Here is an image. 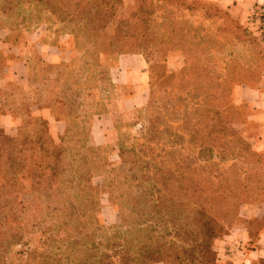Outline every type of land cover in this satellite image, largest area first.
Returning <instances> with one entry per match:
<instances>
[{
    "label": "trees",
    "instance_id": "trees-1",
    "mask_svg": "<svg viewBox=\"0 0 264 264\" xmlns=\"http://www.w3.org/2000/svg\"><path fill=\"white\" fill-rule=\"evenodd\" d=\"M120 6V0H0V16L17 31L57 24L59 34L72 36L83 51L82 68H101L102 56L133 54L145 56L153 70L168 52L206 50L215 38L189 20L196 14L203 22L220 21L219 33L264 59L239 22L210 2L135 0L116 17ZM39 63L44 84L54 67ZM263 71L264 62L230 64L224 74L201 76L190 100L196 119L190 138L202 145L199 156L205 163L198 171L179 159L168 162L153 148L122 142L118 162L104 165L99 149L88 146V116L75 91L43 100L33 92L36 101L21 103L29 109L22 116L13 93L0 90V115L34 129H19L15 137L0 129V264H10L12 248L35 232L41 251L28 253V264H217L214 242L227 234L239 205L247 201L241 198L246 185L222 166L245 161L251 152L234 127L240 121L234 93L238 87L254 88ZM33 73L34 78L41 74ZM33 109L47 110V119L33 116ZM49 118L64 124L58 144ZM156 134L161 132H146L147 141ZM95 176L102 179L99 187L92 184ZM100 194L117 208L118 224L98 223Z\"/></svg>",
    "mask_w": 264,
    "mask_h": 264
},
{
    "label": "rangeland",
    "instance_id": "rangeland-1",
    "mask_svg": "<svg viewBox=\"0 0 264 264\" xmlns=\"http://www.w3.org/2000/svg\"><path fill=\"white\" fill-rule=\"evenodd\" d=\"M120 1L121 6L116 17L130 10L135 0ZM244 4L243 8L237 9L236 14L219 6L218 8L239 22L247 34L257 41L264 56V9L255 6L253 0ZM189 20L194 24L204 25L214 36L215 40L206 50L198 47L191 51L168 52L153 70L152 62L143 55L102 56L101 68L97 69L94 65L82 68L83 51L76 49L72 36L59 34L61 29L57 24L43 23L30 27V30L17 31L8 28L4 18L0 16V90L13 93L16 113L22 116H25L29 109L22 108L21 103L36 101L33 92L38 91L40 100H43L52 97L63 98L75 91L72 95L79 96L82 110L88 116V146L99 149L104 165L118 162L117 146L122 142L124 146L153 148L152 151L156 155L161 154L168 158V162L179 159L198 171L205 163L199 156V146L202 145L192 142L190 138L196 128L194 107L190 102L192 90H195L201 76L224 74L225 68L230 64L258 67L264 59L250 53L247 46L239 45L219 33L216 28L220 21L203 22L199 14ZM41 46L53 47L60 55V61L47 63L40 55ZM39 61L54 67L44 84L45 76L42 75ZM101 70L105 73H100ZM33 72L41 74L34 78ZM169 75L173 78L165 80ZM29 76L31 85L27 82ZM157 76L162 78L156 79ZM257 87L258 84L250 89ZM234 104L240 120L234 127L240 138L250 146L251 152L247 154L245 161H229L222 164L229 176L238 179L247 187L246 195L241 197L247 201L239 205L236 218L230 223L227 234L244 222L252 229H259L264 222V219H244V216L260 214L264 210V143L260 136L262 131L256 127L253 120H249L253 108L245 103ZM33 111V116L47 119V110L40 113L36 109ZM0 129L9 137H15L19 129L28 133L34 130L31 125H26L8 114L0 115ZM154 130L161 132L160 135L156 134L159 139L148 142L146 132ZM54 141L59 143V139ZM174 141L175 143H172ZM168 153H171L170 157L167 156ZM101 183L99 176L92 178L94 186L99 187ZM98 200V223L103 226L118 224V210L110 202L108 195L100 194ZM226 235L217 238L215 242L222 240ZM24 241L25 244L12 248L8 255L10 264H28V253L41 251L39 232L27 235ZM217 261L216 254V263L220 264Z\"/></svg>",
    "mask_w": 264,
    "mask_h": 264
},
{
    "label": "crops",
    "instance_id": "crops-1",
    "mask_svg": "<svg viewBox=\"0 0 264 264\" xmlns=\"http://www.w3.org/2000/svg\"><path fill=\"white\" fill-rule=\"evenodd\" d=\"M221 8L237 13V9L245 6L244 2L250 3L252 0H204ZM255 6L264 9V0H253ZM262 9V10H263ZM239 12V11H238ZM239 17V16H237ZM241 19V18H239ZM264 49V42H263ZM53 47L41 46L40 55L49 64L60 61V55ZM115 71V70H114ZM114 72H112V77ZM234 97L237 103H245L253 108L249 120H253L257 128L262 131V143H264V71L258 87L250 89L246 86L238 87ZM51 136L57 139L64 130V124L49 118ZM264 219V210L260 214L244 216V219ZM213 249L217 252L218 263L222 264H260L264 262V222L259 229L251 228L244 222L240 227L229 231L222 240L215 242ZM221 259V260H220ZM220 260V261H219Z\"/></svg>",
    "mask_w": 264,
    "mask_h": 264
}]
</instances>
